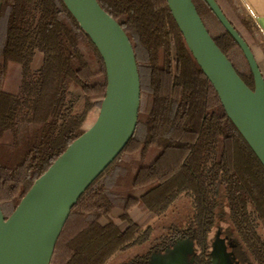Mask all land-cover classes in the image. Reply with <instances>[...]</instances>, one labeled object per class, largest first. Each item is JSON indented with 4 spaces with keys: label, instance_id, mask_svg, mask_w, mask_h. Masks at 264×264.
Masks as SVG:
<instances>
[{
    "label": "trees",
    "instance_id": "obj_1",
    "mask_svg": "<svg viewBox=\"0 0 264 264\" xmlns=\"http://www.w3.org/2000/svg\"><path fill=\"white\" fill-rule=\"evenodd\" d=\"M191 1L215 44L253 89L236 42L204 0ZM214 1L251 49L253 31L260 33L255 23L240 16L230 0ZM97 2L121 26L134 52L140 80L137 124L119 155L71 208L49 264H153L178 242L190 264H209L220 248L231 264H264V166L226 115L167 1ZM233 49L243 69L232 60ZM36 56L41 60L33 68ZM258 66L264 76V61ZM71 86L79 91V101L71 97ZM105 89L103 61L62 0H0V208L5 219L85 131ZM181 198L188 202L186 217L159 235L151 223L142 226L129 216L141 206L155 221L163 219ZM115 208L124 229L110 219L100 222Z\"/></svg>",
    "mask_w": 264,
    "mask_h": 264
},
{
    "label": "water",
    "instance_id": "obj_2",
    "mask_svg": "<svg viewBox=\"0 0 264 264\" xmlns=\"http://www.w3.org/2000/svg\"><path fill=\"white\" fill-rule=\"evenodd\" d=\"M193 58L234 126L264 166V76L250 47L214 0H204L240 48L253 77L250 89L209 35L191 0H166ZM97 49L106 89L93 124L40 175L5 219L0 208V264H49L71 208L134 134L140 80L131 43L97 0H62ZM178 242L163 258L188 264ZM221 249L211 264L223 258Z\"/></svg>",
    "mask_w": 264,
    "mask_h": 264
},
{
    "label": "rangeland",
    "instance_id": "obj_3",
    "mask_svg": "<svg viewBox=\"0 0 264 264\" xmlns=\"http://www.w3.org/2000/svg\"><path fill=\"white\" fill-rule=\"evenodd\" d=\"M196 2L199 3L200 1L196 0ZM230 2L232 4L233 8L235 9V11L240 16H242L244 18H250V16L245 12V10H243V8H242V6L238 0H230ZM204 20H205L206 24L208 25V27L213 32H216V30H217L216 24L214 23V20L212 19L211 15L205 14ZM251 21L253 22L252 19H251ZM253 36H254V42H252L251 50L254 51V53L256 54V57L259 61V64L262 65V61L259 58L258 52H261L262 54H264V36H262L259 32H255V31H253ZM231 58L235 62V64L237 66H239L240 69H243L245 67L244 61H243L239 51L233 49L232 53H231ZM40 60H41L40 56H36V58L34 59L33 68H37L39 66ZM70 95L72 98L77 99L78 101L80 100L79 91L72 86L70 88ZM97 114H98V108L94 107L91 110V112L89 113L88 119L84 125L85 130L93 124V122L95 121V119L97 117ZM136 195L138 196L139 192H137ZM188 211H189L188 210V202L185 199L181 198L177 203H175V205L172 207V209L167 212V214L163 217V219L155 221L154 217L141 206L137 207V209H135L133 211L132 216H133V220L136 223L141 224L142 226H147L148 224L151 223L154 226V234L159 235L171 223H179V222L183 221L184 218L186 217ZM118 212H119V209L115 208L108 215L107 218H101L100 222L104 223V222H106L107 219L111 218L114 221H116L117 223H119L120 225H123V223H121L119 221V218L116 216V214ZM135 252L136 251H133L130 254L135 253ZM119 258L120 257H118L117 259H119ZM153 264H172V263H167L166 258L162 257L156 261L154 260Z\"/></svg>",
    "mask_w": 264,
    "mask_h": 264
},
{
    "label": "crops",
    "instance_id": "obj_4",
    "mask_svg": "<svg viewBox=\"0 0 264 264\" xmlns=\"http://www.w3.org/2000/svg\"><path fill=\"white\" fill-rule=\"evenodd\" d=\"M238 1L240 2L243 10H245V12L253 20V22L257 26L258 30L260 31L261 35L264 36V0H238ZM252 52H253V55H254L257 63L259 64V61L256 57V54L254 53L253 50H252ZM258 53H259L260 60L264 61V54H262L261 52H258ZM135 209H137V207L133 208L129 212V216L132 220H133L132 213ZM119 215H120V210L116 214V216L119 218ZM110 220L113 221L120 229H124L126 227V223L124 221H121L120 219H119V221L121 223H123V225H120L119 223H117L116 221H114L111 218H110ZM137 224H139V223H137Z\"/></svg>",
    "mask_w": 264,
    "mask_h": 264
},
{
    "label": "flooded vegetation",
    "instance_id": "obj_5",
    "mask_svg": "<svg viewBox=\"0 0 264 264\" xmlns=\"http://www.w3.org/2000/svg\"><path fill=\"white\" fill-rule=\"evenodd\" d=\"M221 249H223V248H220V249L216 250V252H215L214 256H212V258H211L209 264L212 263L213 258L217 255V253H218ZM223 252H224V256H223V258L219 259L218 262H217L216 264H231V263L228 262V259H227V256L225 255V250H224V249H223ZM187 261H188V260H187ZM188 264H190L189 261H188Z\"/></svg>",
    "mask_w": 264,
    "mask_h": 264
}]
</instances>
